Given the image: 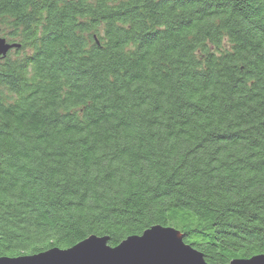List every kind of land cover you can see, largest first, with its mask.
<instances>
[{
	"label": "trees",
	"instance_id": "trees-1",
	"mask_svg": "<svg viewBox=\"0 0 264 264\" xmlns=\"http://www.w3.org/2000/svg\"><path fill=\"white\" fill-rule=\"evenodd\" d=\"M0 35V257L264 253V0H0Z\"/></svg>",
	"mask_w": 264,
	"mask_h": 264
},
{
	"label": "water",
	"instance_id": "water-1",
	"mask_svg": "<svg viewBox=\"0 0 264 264\" xmlns=\"http://www.w3.org/2000/svg\"><path fill=\"white\" fill-rule=\"evenodd\" d=\"M20 46L0 35L1 57ZM108 242L109 236L90 235L69 248L52 247L35 254L2 256L0 264H209L204 254L186 243L184 234L171 226H151L116 246ZM228 264H264V253L233 258Z\"/></svg>",
	"mask_w": 264,
	"mask_h": 264
},
{
	"label": "snow or ice",
	"instance_id": "snow-or-ice-1",
	"mask_svg": "<svg viewBox=\"0 0 264 264\" xmlns=\"http://www.w3.org/2000/svg\"><path fill=\"white\" fill-rule=\"evenodd\" d=\"M19 255H26L25 253H20Z\"/></svg>",
	"mask_w": 264,
	"mask_h": 264
}]
</instances>
